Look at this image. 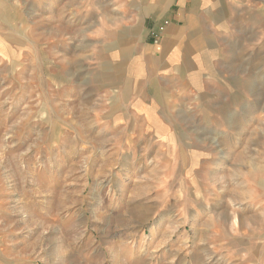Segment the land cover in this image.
<instances>
[{
  "label": "rangeland",
  "instance_id": "obj_1",
  "mask_svg": "<svg viewBox=\"0 0 264 264\" xmlns=\"http://www.w3.org/2000/svg\"><path fill=\"white\" fill-rule=\"evenodd\" d=\"M117 2L20 0L26 6L25 28H20L21 36L15 34L16 42L0 48L9 49L7 56L0 55V261L6 264H195V258L201 264L192 245L196 228L189 220L199 207V186L190 181L201 177L209 185H223L229 175L234 178L227 163H221L217 173L210 171L211 150L225 149L211 140L221 144L228 115L240 114L245 95L254 99L259 94L244 92V84L247 80L254 86L260 79L250 73L259 72L255 67L264 57V0H219L216 7L207 8L211 24L204 28L209 36L203 43L199 81L165 92L161 107L178 134L171 147L186 151L187 165L194 162V153L197 160L205 154L200 157L203 165L178 171L176 155L169 176L161 165V141L155 139L134 140L143 153L134 157L145 163L121 172L122 165L134 162L126 161L125 149L114 157L121 154L117 146L126 141L107 139L105 133L88 139L97 133L89 123L96 102L71 100L63 91L66 81L77 90L83 88L82 77L74 72L87 65L82 63L84 48L87 61L95 62L89 51L95 44L82 42L79 29L72 32L57 20L71 11L79 16L89 11L95 26L98 17L114 16ZM50 5L58 9L53 13ZM164 28L165 23L160 26ZM66 37L69 43L51 42ZM83 115L87 123H77ZM200 191L212 198V188ZM180 217L187 223L183 228ZM165 227L174 235L161 237ZM181 228L185 232H173ZM236 229L231 226L229 233L241 240L237 247L251 245L242 244L246 237L232 231ZM203 231L200 236L211 240ZM254 233L264 239V230L256 228ZM202 252V264L246 262L242 251L221 248L213 256ZM251 254L254 263L262 256L264 264V241L247 256Z\"/></svg>",
  "mask_w": 264,
  "mask_h": 264
},
{
  "label": "crops",
  "instance_id": "obj_2",
  "mask_svg": "<svg viewBox=\"0 0 264 264\" xmlns=\"http://www.w3.org/2000/svg\"><path fill=\"white\" fill-rule=\"evenodd\" d=\"M117 1L115 6L119 7H115L114 16L110 15L107 19L98 17L99 21L95 26H91L93 22L89 20V11L80 16L71 11L57 20L72 32L79 29L77 36L82 38L81 41L96 46L89 50L96 57L95 62L87 61L89 58L88 54H84V48L82 63L86 62L87 65L74 72V75L82 77L81 84H88L77 90L72 82L66 81V89L63 90L65 97L96 102L97 111L90 115L89 123L95 124L94 131L97 133L88 139H99L105 133L107 139L126 141L117 146L121 154L115 153L114 157L122 155L125 149L126 161L134 162H130L128 166L126 163L125 166L122 165L121 172L130 173L138 162H142L134 157L135 154L143 156V153L132 142L153 139L161 141V165L165 167L168 176L171 167L174 169L176 159L173 157L176 155L178 171H189L191 167L195 171L197 165L200 169L203 165L200 157L205 154H199L197 160L198 152L194 153V162L187 165L186 151L171 147L170 142L178 134L170 128L169 120L161 107L163 108L162 103L165 101V92L173 87L185 86L194 79L199 81L200 65L203 64L200 60L205 54L203 43L209 36L204 28L211 24L210 10L207 8L216 7L219 0ZM49 8L53 13L58 9L54 5ZM25 15L26 6L20 4V0H0V48L4 44L16 42L15 34L21 36L20 28H25ZM164 23L162 31L160 26ZM11 29L15 33H11ZM67 38L51 42L69 43ZM8 53V48L0 49L1 56H7ZM260 60V66L255 67L260 69L259 72L250 73L260 77L257 84L254 83L253 86L247 80L244 84V92L259 94L254 99L251 94L245 95L240 114L234 111L228 115V131L223 133L221 144L215 138L211 140L216 147L223 145L225 149L211 150L209 157L213 167L210 171L217 173L220 164L227 163L234 178L229 175L223 185H209L201 177L199 182L197 179L190 181L193 187L199 186V196L195 198L199 207L192 210L194 212L189 220L191 226L196 228L192 245L194 251L199 252L201 264L202 251L210 252L213 256L221 248L230 252H246L243 256L245 264H261L262 261V256L257 258V263H254L252 254L247 256V253L259 250L264 241L259 233H254L256 228L264 230V105L260 104L264 98V57L261 56ZM86 77L90 79L87 81ZM76 122L87 123V119L83 115ZM81 138L84 140L86 136ZM149 152L152 153L153 149ZM201 188H212V198H204ZM162 218H165L164 213ZM162 221L169 223V219ZM179 221L182 228L187 225L183 218L180 217ZM231 226L237 228L233 232L238 230L246 237L242 239L243 245L246 242L251 245L243 249L237 247L241 240L229 233ZM182 228L173 232H185ZM203 230L212 235L211 240L200 236L204 233ZM248 232L253 239L247 235ZM169 233L165 227L162 229V236L159 233L156 235L164 238ZM171 235L174 234L170 233ZM2 245L0 251L4 249ZM180 251L177 250L176 256H179ZM209 258L208 256L204 260ZM193 261L197 264L198 258ZM0 264L6 263L0 261Z\"/></svg>",
  "mask_w": 264,
  "mask_h": 264
}]
</instances>
